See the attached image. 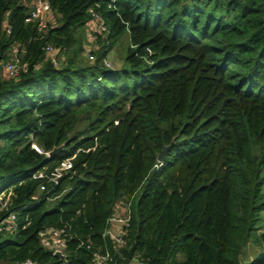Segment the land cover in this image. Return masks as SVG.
<instances>
[{
	"label": "trees",
	"instance_id": "1",
	"mask_svg": "<svg viewBox=\"0 0 264 264\" xmlns=\"http://www.w3.org/2000/svg\"><path fill=\"white\" fill-rule=\"evenodd\" d=\"M29 1L0 0V221L17 217L0 264H62L48 229L70 234L66 264L114 254L102 235L122 200L116 264H264V0H48L46 32L25 22ZM91 8L106 26L94 42ZM71 157L56 186L35 178Z\"/></svg>",
	"mask_w": 264,
	"mask_h": 264
},
{
	"label": "built area",
	"instance_id": "2",
	"mask_svg": "<svg viewBox=\"0 0 264 264\" xmlns=\"http://www.w3.org/2000/svg\"><path fill=\"white\" fill-rule=\"evenodd\" d=\"M88 13L91 17L87 24V38L89 41L94 42L97 34H103L106 31V26L101 16L98 15V13L93 8L89 9ZM51 14V7L48 0H30L25 22L35 23L38 30L46 32L49 28V23H51ZM16 51L17 47L13 48L11 60L4 63L2 66V69L8 78L15 79L21 72H26V68L20 64L19 59L17 58ZM56 51L57 49H55L52 44L46 45L44 49L45 55L50 58L54 64L57 63V60L54 58ZM86 56L89 61L94 60L93 55L88 51L86 52ZM32 148L36 152L41 153V151L35 145H32ZM73 158L74 157L66 158L49 174L39 173L37 176H35V178L44 179L46 184H49L51 187L56 186L62 177L71 172L73 167ZM46 184H40L39 190L43 192L47 191ZM9 197L10 193L7 195L2 194L0 196V208L5 207L6 201L9 199ZM3 198H5V201H3ZM129 208L130 206L126 202L117 203L114 213L106 221V228L102 236L104 239H110L115 249L114 254L109 251H105L103 254L94 252L91 264H116L114 255L117 254L121 256L119 249L125 245V240L123 237L125 235L126 228H128L131 221V211ZM16 220V213H9L4 219L0 221V233L8 234L14 232L16 230ZM68 236H70V234L66 230L48 229L41 234V243L45 248L52 251V254L55 251H59L64 255V239H66ZM79 247H83L86 250H91L90 246L85 245L83 242L79 243ZM22 264L36 263L31 260H26ZM127 264L147 263L143 260L134 258L131 259Z\"/></svg>",
	"mask_w": 264,
	"mask_h": 264
},
{
	"label": "rangeland",
	"instance_id": "3",
	"mask_svg": "<svg viewBox=\"0 0 264 264\" xmlns=\"http://www.w3.org/2000/svg\"><path fill=\"white\" fill-rule=\"evenodd\" d=\"M124 48H125V43L123 45H121L120 47H118V49L115 48L114 51H111L108 54V58L106 60L111 65L112 68L117 69L122 64V56H121V54H123ZM60 60H61V58H60ZM122 201H124V200H122ZM122 201H119L118 203H120V202L122 203ZM120 205H122V204H120ZM252 253H253V250H252V247H250V249L248 251V254L250 256H252Z\"/></svg>",
	"mask_w": 264,
	"mask_h": 264
},
{
	"label": "water",
	"instance_id": "4",
	"mask_svg": "<svg viewBox=\"0 0 264 264\" xmlns=\"http://www.w3.org/2000/svg\"><path fill=\"white\" fill-rule=\"evenodd\" d=\"M167 149H168V146L164 147L163 150L160 152V154L157 156V161H158V162H161V161L163 160V157H164V155H165ZM62 150H63V145H60L59 147H56V148H54L53 150H51V151L47 154V156H48V157L56 156V155H58ZM53 256H54L55 258H57L62 264H66L65 256H64L61 252H59V251H55V252L53 253Z\"/></svg>",
	"mask_w": 264,
	"mask_h": 264
}]
</instances>
